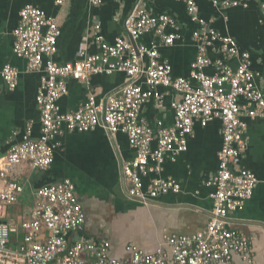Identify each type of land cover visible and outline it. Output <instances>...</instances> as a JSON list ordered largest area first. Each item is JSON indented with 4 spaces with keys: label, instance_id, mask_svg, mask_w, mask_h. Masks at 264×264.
I'll return each instance as SVG.
<instances>
[{
    "label": "built area",
    "instance_id": "built-area-1",
    "mask_svg": "<svg viewBox=\"0 0 264 264\" xmlns=\"http://www.w3.org/2000/svg\"><path fill=\"white\" fill-rule=\"evenodd\" d=\"M67 1L54 2L62 7ZM174 1L184 4L190 23L195 25L190 40L196 53L187 77H174L171 65L159 53L160 47H171L180 40L177 21L167 14H152L139 2L123 19L122 36L107 42L100 26L94 24L89 36L96 52L81 51L79 60L64 64L53 60L60 35L56 18L31 5L19 11L12 31V51L25 61V72L39 74L35 95L39 133L33 138L32 124L27 122L21 140L9 145L0 167V264H234V255L253 263L252 238L228 229L226 223L230 214L244 207L258 182L251 171L235 165L248 146L246 120L264 119L258 74L249 68V53L240 51L232 37L216 30L212 17L201 18L194 0ZM207 1L223 18V11L246 8L249 3ZM87 2L98 6L102 0ZM260 12L263 20L264 1ZM149 33L154 39L148 44L136 42ZM210 50L219 56L212 59ZM227 59H235L236 66L231 67ZM208 67L213 70L211 74L205 71ZM114 72L125 75V84L96 103L89 88L90 77ZM18 75L19 70L9 64L0 71L10 91L15 89ZM68 80L83 83L88 93L75 111L63 113L58 101L68 92ZM169 92L176 97L170 105L172 124L152 131L141 116L142 107L150 100L160 103ZM215 119L221 123V146L216 153V171L205 183L213 188L209 221L200 232L166 236L152 254L129 244L130 258L119 261L109 257L107 240L84 237V212L69 179L35 189L28 177L19 179L17 167L24 164L30 171H45L51 166L58 147L56 138L65 131L82 133L99 128L110 136L125 135L134 152L132 159L121 163L125 193L147 206L162 194L180 191L175 179L162 176L164 163L187 150L195 123L205 127ZM26 189L32 204L22 215L21 239L11 245L17 227L3 218Z\"/></svg>",
    "mask_w": 264,
    "mask_h": 264
},
{
    "label": "crops",
    "instance_id": "crops-1",
    "mask_svg": "<svg viewBox=\"0 0 264 264\" xmlns=\"http://www.w3.org/2000/svg\"><path fill=\"white\" fill-rule=\"evenodd\" d=\"M55 0H0V71L9 64L19 70L17 85L10 91L0 76V167L10 144L21 140L27 122L32 124V137L39 133V114L35 95L39 85L38 73H27L25 61L12 51V31L19 19V11L26 5L39 8L54 16L60 29L57 51L53 60L57 64L71 63L81 58L80 52L95 53L89 36L94 24L100 26L107 42L123 35V19L136 3L145 6L152 14H167L179 27L180 40L171 47H160L161 57L169 62L174 77H187L196 49L190 40L194 24L190 23L183 3L174 0H102L98 6H90L87 0H69L62 7ZM201 18L212 17L213 27L232 37L240 49L249 53V68L258 74L257 83L264 94V19H261L260 4L264 0H249L248 6L229 8L225 18L207 0H194ZM262 20V21H261ZM152 34L142 35L136 42L148 44ZM214 59L219 55L208 51ZM235 67V59H227ZM206 73L213 72L211 67ZM126 82L122 72L90 77L89 88L96 103L108 93L117 90ZM68 92L60 98L61 112H73L88 93L86 86L68 80ZM160 92L164 88H158ZM172 92L165 93L161 102L150 100L141 110L142 118L152 131L168 127L173 121ZM246 120V119H245ZM248 146L245 156L235 165L251 171L258 182L250 199L240 211L229 215L226 227L252 238L253 263L264 264V119L246 120ZM221 123L218 119L205 127L197 123L188 139L187 150L174 161L166 160L162 176L175 179L180 185L178 193L167 192L145 206L129 199L126 184L121 174V163L133 158L124 134L108 135L96 128L88 132L65 131L56 138L58 147L51 166L45 171H30L27 165L17 167L19 179L28 177L32 189L55 184L69 179L74 185V194L84 212L82 235L109 242L110 258L125 261L130 258L129 244L146 254H152L168 235L177 233L191 235L205 229L212 208L210 194L213 188L205 183L217 168L216 153L221 146ZM32 204L28 189L19 196L17 203L6 209L3 221L17 227L10 244L21 239L20 222L23 212ZM166 248L165 245H163ZM234 264H248L239 256H233Z\"/></svg>",
    "mask_w": 264,
    "mask_h": 264
},
{
    "label": "water",
    "instance_id": "water-1",
    "mask_svg": "<svg viewBox=\"0 0 264 264\" xmlns=\"http://www.w3.org/2000/svg\"><path fill=\"white\" fill-rule=\"evenodd\" d=\"M131 42H132L133 46H135V43L132 40H131Z\"/></svg>",
    "mask_w": 264,
    "mask_h": 264
}]
</instances>
